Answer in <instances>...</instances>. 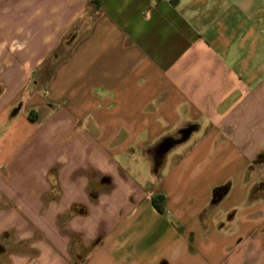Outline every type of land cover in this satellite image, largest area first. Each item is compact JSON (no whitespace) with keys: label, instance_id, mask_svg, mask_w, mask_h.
Returning <instances> with one entry per match:
<instances>
[{"label":"crops","instance_id":"0c3cea01","mask_svg":"<svg viewBox=\"0 0 264 264\" xmlns=\"http://www.w3.org/2000/svg\"><path fill=\"white\" fill-rule=\"evenodd\" d=\"M0 264H264V0H0Z\"/></svg>","mask_w":264,"mask_h":264},{"label":"trees","instance_id":"16d2710c","mask_svg":"<svg viewBox=\"0 0 264 264\" xmlns=\"http://www.w3.org/2000/svg\"><path fill=\"white\" fill-rule=\"evenodd\" d=\"M152 203L154 207L159 211L163 212V207H162V197L161 196H156L152 199Z\"/></svg>","mask_w":264,"mask_h":264}]
</instances>
